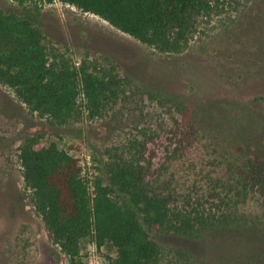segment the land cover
Returning a JSON list of instances; mask_svg holds the SVG:
<instances>
[{
	"label": "rangeland",
	"instance_id": "374dc122",
	"mask_svg": "<svg viewBox=\"0 0 264 264\" xmlns=\"http://www.w3.org/2000/svg\"><path fill=\"white\" fill-rule=\"evenodd\" d=\"M224 1L222 11L199 17L188 47L178 53L162 52L76 5L57 0L40 7L50 50L77 65L114 66L128 81L102 114L90 115L81 101L64 124L32 111L0 82V264L69 262L24 180L19 148L27 135L56 142L91 170L112 159L150 164L156 185L163 172L180 199L194 191L205 152L195 137L245 142L249 152L264 156V0ZM36 5L0 0V10L19 13L35 14ZM246 208L256 218L246 229L191 237L154 228L164 264H264V203L251 199ZM106 254L116 256L112 243L98 249L83 241V264H103Z\"/></svg>",
	"mask_w": 264,
	"mask_h": 264
},
{
	"label": "trees",
	"instance_id": "16d2710c",
	"mask_svg": "<svg viewBox=\"0 0 264 264\" xmlns=\"http://www.w3.org/2000/svg\"><path fill=\"white\" fill-rule=\"evenodd\" d=\"M16 1L37 3L36 13L0 10L2 84L54 124L69 122L81 101L84 110L96 116L119 99L128 80L114 72V66L98 69L86 61L77 65L64 53L49 49L40 7L57 0ZM59 1L95 13L162 52L176 53L188 47L200 16L218 13L226 4L224 0ZM169 100L173 98L165 102ZM243 135L252 139L247 130ZM194 139L201 141L205 152L195 172L194 191L180 199L177 189L165 185L170 182L163 172L156 185L150 164L112 159L91 170L56 142L45 145L39 135H27L19 148L24 180L53 240L69 257L68 264L84 263L86 239L98 249L108 243L116 248V256L106 254L103 264H164L154 228L196 237L221 227L246 229L256 222L246 206L251 199L264 203V156L249 152L245 142Z\"/></svg>",
	"mask_w": 264,
	"mask_h": 264
}]
</instances>
